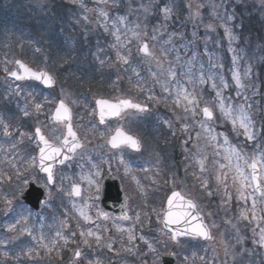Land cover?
Here are the masks:
<instances>
[{
    "label": "rangeland",
    "instance_id": "1",
    "mask_svg": "<svg viewBox=\"0 0 264 264\" xmlns=\"http://www.w3.org/2000/svg\"><path fill=\"white\" fill-rule=\"evenodd\" d=\"M94 1L76 0L75 5L68 8L73 9L74 19H76L73 25L67 28L74 36V44L65 45V49L54 47V45L49 49L44 46L46 44L45 37H54L55 21L58 20L54 14L61 17L62 13L58 10V5L63 0H0L1 108L6 101L13 102L18 93L19 85L7 79L8 73L4 69L8 68L11 71L13 63L18 59L16 55L23 54L21 42H28L32 51L34 50L33 55L38 63V67L34 69L36 71L44 70L56 77V87L52 92L58 95L59 100L64 99L69 106H73L74 97L83 98L90 95L114 99L117 102L122 99L131 100L126 79L118 77V74L121 73L120 67H124V63L114 72L116 74L113 76H117L114 79V84L104 86L96 91L88 84L91 83L89 80L79 79L68 86L70 77L68 80H66L67 77L65 79L64 70L67 68L77 67L83 70L87 64L88 68L93 66L90 64L92 62H86L87 57L83 54L84 48L80 44H91L99 40L102 45L112 44L113 41L116 44H122L128 53H132L131 56L137 57V68H142V71L148 76V82L143 85L145 86L143 97L144 99L149 98V107L139 102L136 103L145 106L149 112L134 113L125 110L123 117L115 123V127H122L141 141L140 152L130 156V159L134 162H143L144 165L149 163L151 173L157 172V169L153 167H162L163 176L166 174V195L177 190L194 199L205 223L210 226L214 239L204 245H196L197 251L193 249L192 252L185 253L189 249L185 243L174 245L168 236L159 235L157 238L165 248L159 245L157 246L159 250L156 249V252L153 253L140 240L141 236H147L151 224L143 234L141 225L134 230L131 226V215L133 214L130 210L131 204L127 208L129 213L127 222H118L113 218L100 222L97 215L98 206L95 204L97 198L91 196V193L97 190L93 178L96 177L99 180L103 178L105 172L110 171V166L109 164L102 165L104 170H96L92 177L80 172L79 163L84 158L86 161L93 157L107 160V157L121 159L127 155L125 151L112 155L106 146L107 136L100 135L94 148L84 146L69 165L55 173L53 187H48L46 182H43L35 171L31 170L20 177L17 185L12 187L0 185V264H37L34 258L27 259L29 251L21 254L23 247L20 242L28 244L34 241L39 244L40 249L44 248V236H40L38 232L33 233L32 226H27V222L33 223L35 230L40 231L38 224L46 216H54L58 227L60 235L58 236L57 232L53 237L60 240L66 235L68 237L67 243L64 240V244L59 243L56 251L57 257H53L57 261L52 264H89V262L91 264H97V262L99 264H160L159 255L168 247H172V250L179 255L178 264H264V261L258 262L254 256L255 253L264 256V248L253 242L259 238V229L264 227V197L257 198L252 188L246 187L244 190L246 198L238 199L237 185L232 179L234 173L228 172L227 167L219 168L220 164H227V161L224 160V150L228 146L237 147L242 154H246L248 157L255 154L258 158V168L259 163H264V4H261V0H124L122 5L120 3L112 4L113 0H108L106 4H98L103 5V10L108 13V18L105 19L99 15V10L102 7L96 6ZM145 6L150 8L148 13L143 11ZM165 6L172 9L167 20L164 19V15L160 11ZM61 9L66 10L63 3ZM196 12L199 15L193 17L192 14ZM78 13H82V15H76ZM229 16L232 17L231 20L228 19ZM119 17L125 18L124 23L118 22ZM136 24H140L142 39L148 43L149 50L163 62L164 69L171 67L175 71L174 77H168L166 72L164 75H160L156 61L148 62L143 55L139 54V42L130 31L135 28ZM209 25L212 27L209 28ZM225 28L234 38L230 39L225 34ZM144 32L147 33L146 36L143 35ZM21 33L24 35L20 36ZM114 33H118L119 41ZM173 33L175 35H172ZM154 34L156 40L151 38ZM24 38L26 40L22 41ZM57 39L55 37V46L58 44ZM36 47H40V51ZM96 54H100V50H97ZM51 55L64 60L59 66L62 69L60 77L55 71L48 70L49 56ZM87 67L84 68V72L88 70ZM248 69L250 72L245 77V72ZM233 73L241 77L245 84L244 88L236 87ZM74 74L76 73L71 76ZM90 75L91 73H88V76ZM221 77L227 84L226 88L221 83ZM201 78H203V83L200 82ZM164 80L168 82V91H165L162 86ZM214 83L216 84L215 89L212 87ZM21 86L32 85L22 84ZM143 86L140 89H143ZM65 87L73 90L70 92ZM178 88H184L188 93L195 92L199 100V108L204 107L206 102L213 107L214 119L208 123L214 130V134H217V140L214 142L215 147L208 146L204 149L207 158L204 160L205 171L203 172L200 170L197 160L202 157V154L198 152V146L203 147L205 142L202 139L197 140V133L205 135L199 126L204 118L199 108L196 109L195 116L191 112H185L184 104L186 102L177 106L175 101ZM217 91L221 92L224 101L228 104H251L253 106L255 140L247 141L243 135H237L230 122L222 117L215 107ZM164 105H166V113L163 110ZM155 113H161L166 117V123L163 122V126L167 127L171 134L174 133L172 135H176L178 141L173 144L171 138L167 137V147L162 152L167 151L168 153L163 159L155 151L148 132L149 120ZM94 117V115L91 117L90 124L96 130L99 126L96 124V117ZM184 124L188 125L187 131L182 128ZM220 133L224 135H218ZM10 136L11 134L4 135L6 140ZM225 136L228 139V145L224 144ZM180 154L181 165L179 164ZM8 157L9 154L3 157V162L9 165L12 164V160H8ZM2 171L0 168V172ZM146 171L144 177L148 179L149 170L146 169ZM245 171L249 174L248 168H245ZM97 172L100 174L96 175ZM218 172L222 176L224 173H228L225 180L227 189L218 184L216 179ZM154 176L147 180L151 181L152 185L156 184L157 176ZM89 179L92 180L91 184L88 182ZM29 180H33L34 184L41 188L48 197L47 203L36 214L28 212L17 203L19 196L27 188ZM205 181L207 182L206 188L202 187ZM0 182H6L3 181L1 173ZM74 184L82 188L81 196L77 200H73L70 196V189ZM4 187H7V191L4 190ZM261 188L264 190V179H261ZM209 193L211 194L209 195ZM158 199L154 200L152 204L157 212L161 210L163 203L162 199ZM253 200L256 201L257 220L255 221L251 219ZM57 202L69 207L57 204ZM240 204L247 208H242L241 212L245 211L248 214V220L241 219L239 214L233 219L230 218V213H235L232 209L237 207L235 210L238 211ZM81 210L86 211L91 217L90 222H86L79 215ZM67 211L70 212L69 218L71 217L82 224L83 231L87 232L90 229L93 233L101 236L99 244L93 236L89 238L90 245H85L82 243L80 233H75L73 230L68 231L69 228L65 226L67 223L61 222L57 218L61 216L62 220H65ZM152 214L158 221L154 212ZM14 216L19 219L14 224L7 221L8 218ZM226 221H230V223H226ZM213 224L216 227H211ZM12 225H15V228L9 230ZM118 227L132 231L136 237L132 244L128 242V232L117 231ZM73 233L75 236L72 235ZM145 239L147 240V237ZM237 239H240L241 242L237 243ZM73 240L75 242H72ZM222 240L235 246L229 249L228 255H225ZM147 241L149 242V240ZM109 243L112 245L111 250L107 247ZM128 248H132L133 251H126ZM77 249L81 251L82 258L73 261L71 255ZM202 250L203 252L199 254L198 251ZM24 257L25 259H23ZM186 257L187 259H185ZM39 264L44 263L39 260Z\"/></svg>",
    "mask_w": 264,
    "mask_h": 264
},
{
    "label": "snow or ice",
    "instance_id": "2",
    "mask_svg": "<svg viewBox=\"0 0 264 264\" xmlns=\"http://www.w3.org/2000/svg\"><path fill=\"white\" fill-rule=\"evenodd\" d=\"M98 4H106L108 0H97ZM261 4H264V0H261ZM143 11L148 13L150 8L145 6L143 7ZM160 11L164 15V19H169L172 9L165 6L164 8L160 9ZM99 15L104 17L105 19L108 18L107 11L100 9ZM193 17L198 16L199 13H193ZM87 19V17H85ZM124 17H119L118 22L124 23ZM229 20L232 19L231 16L228 17ZM209 28L212 26L209 25ZM140 24H136L135 28L130 29L132 31L133 36L139 42V52L143 54L148 62L153 60L156 61L157 67L160 69V75H164L165 72L167 73L168 77H174L176 75L175 71L169 67L168 69H164L163 62L155 56L153 52L149 50V45L146 41L142 39V34L140 31ZM107 31V28L105 29ZM156 30L154 29V32ZM225 34L229 36V38H234L229 33L228 29L225 28ZM116 35L117 41L120 40L118 33H114ZM144 36L147 35L146 32L143 33ZM172 35H175L174 33ZM152 40H156V35H152ZM163 55V52H162ZM117 59L124 64H127L128 58L121 55L117 52ZM177 59H179L177 57ZM235 62V57H234ZM103 63V62H102ZM15 64L19 71L12 70L9 71L8 68H5L4 71L8 73L11 77L16 80H24V79H34L41 81L45 86L52 87L55 84V78L48 72L45 71H35L27 64H25L22 60H15ZM248 69L245 72V77H247ZM154 75H156L154 73ZM233 79L236 82V87L244 88L245 84L242 82L241 77L233 73ZM201 83H203V78H201ZM221 83L226 88L227 84L224 83L223 78L221 77ZM163 88L165 91H168V82L164 80ZM212 87L215 89L216 84L214 83ZM151 98V97H150ZM217 103L215 107L219 110L222 117L230 122L232 125V129L237 135H243L247 141H253L256 139V132L254 131V112L252 110L251 104H239L233 105L228 104L224 101L221 92H216ZM182 102H186L184 104V111L191 112L193 116L196 115V109L199 108V100L195 92L188 93L184 88H178L177 91V99L175 103L177 106L181 105ZM75 103V101H73ZM42 105L40 103H34V109L37 113L41 111ZM132 108L138 111H147L145 106L140 104L133 103L131 100L122 99L116 103H113L107 99L97 98L95 100V114L98 117L99 124L104 125L107 119H111L113 117H119L121 112L125 109ZM199 111L202 113L204 120L200 122L199 126L202 129L205 135L202 136L200 132L197 133V140L200 141L201 139L205 142L203 147L198 146V152L202 154L201 159L197 160V163L200 165V170L203 172L205 171L204 167V160L207 158L204 149L208 146L215 147L214 142L217 140V134H214V130L211 128L208 121L214 119V111L213 107L210 106L207 102L205 106L199 108ZM28 110L27 108L24 109V115L27 116ZM51 120L54 121L56 124L62 125L64 128L63 138L61 139L60 136H57L55 140H49L42 132L40 127H36L35 129V139L38 141L40 147L38 149V154L33 160L30 162L29 166L35 164L38 160L40 170L47 175V182L48 184H52L54 180V171H53V162H60L59 160L61 156L64 159H67L68 156L65 155V150L67 153H75L78 149L83 147L81 143L76 128L79 125L73 124V111L72 108L68 105V103L64 99H60L56 103V107L54 112L51 115ZM0 125L3 127V133L5 136L10 135L9 132V125L6 122L0 121ZM182 128L187 131L188 125H182ZM109 135L106 140L107 145L111 149H122L124 147L130 148L135 151L141 150V141L139 138L131 135L130 133L126 132L122 127H116L114 130H109ZM24 133H21L23 136ZM100 135L103 137L105 133L101 132ZM218 135H224L220 133ZM31 139V137H30ZM224 144L228 145V139L224 137ZM219 155V153H217ZM224 160L227 161V164H220L219 168L223 169L225 167L228 168V172L234 173L232 176L234 184L237 185L236 190L238 192V199H245L244 190L246 187L255 186V190L260 193L262 197H264V190L261 189L260 181L264 179V163H259L258 169V158L255 154L252 157H248L246 154H242L237 147L228 146L224 150ZM250 161V162H249ZM123 163V160H121ZM245 168L251 170V175L245 171ZM100 173L97 172L96 175ZM228 173H224L223 176L217 173L216 179L218 184H221L227 189V185L225 180L227 178ZM89 184L92 183V180H88ZM202 187H207V182L205 181ZM80 188L78 185H73L70 195L79 196L80 195ZM211 193H209L210 195ZM227 194V193H226ZM230 199V196H229ZM154 214L158 218V223L163 225V228L166 230V234L168 238L173 243H179L178 237L180 236H191L194 238H200L205 241H212L214 237L211 234L210 226L205 224L202 220L201 213L199 211V206L197 202L185 196L181 191L173 190L171 194L167 197L165 205L161 208L160 211L153 210ZM251 219L253 221L257 220L256 215V201L253 200ZM79 215L86 221L90 222L91 217L87 214L86 211L81 210ZM97 215L102 217L103 219H108V214L105 212H98ZM123 219L127 220L129 217L125 214ZM240 218L243 220H248L249 216L245 211L240 213ZM140 216L139 213L136 216V221L139 222ZM226 223H230V221H226ZM173 225L177 226L175 229L172 227ZM67 227V225H65ZM211 227H216L215 224L211 225ZM235 227V225H233ZM15 225L10 226L9 230H13ZM117 231H127L128 232V242L132 244V242L136 239L135 235L132 234L130 229L124 230L117 228ZM57 235L59 236L60 233L58 232ZM75 236V233L72 234ZM95 237V241L97 244L101 241V236L99 234L93 233L90 229L85 232L83 230L80 231V237L82 243L85 245H90V237ZM258 240H254V243L259 244L261 248H264V227L259 229L258 233ZM140 240L143 241L150 252L155 253L156 249L153 247L151 243H149L143 236L140 237ZM64 242L67 243V239H64ZM240 239H237V243H240ZM53 243H55L53 241ZM221 243L224 245L225 255H228L229 249L234 248V245L227 244L226 241L222 240ZM109 250H111L112 245L109 243L107 245ZM128 252H132V248L126 249ZM75 257L79 259L81 257V251L77 249L74 253ZM171 255V253H169ZM187 259V257L185 258ZM203 259V258H201ZM235 259V256H233ZM91 264V262H89ZM99 264V262H97Z\"/></svg>",
    "mask_w": 264,
    "mask_h": 264
},
{
    "label": "flooded vegetation",
    "instance_id": "3",
    "mask_svg": "<svg viewBox=\"0 0 264 264\" xmlns=\"http://www.w3.org/2000/svg\"><path fill=\"white\" fill-rule=\"evenodd\" d=\"M18 85L19 86L17 87L18 93L16 94V99L13 102L6 101L5 104L2 105V108L0 106V121L6 122L9 125V132L11 133L10 138L6 140V137H4L3 133V127L2 125H0V159L3 169H5L2 172H4V174H6L7 172L13 174L15 176V185H17L20 177L24 173L30 172L29 170L33 172L35 171L38 177L43 180V182H46V178L40 174L38 160L35 164H32V166L29 165L33 158L37 156L38 149L40 147L38 141L35 139L36 127H40L43 134L49 140H55L57 136H60L61 139L63 138V126L54 124L51 120V115L55 110L56 103L59 101V97L52 92L54 88L48 90L38 86H21L22 83L21 85ZM65 88L70 92L73 90L67 87ZM18 95L19 97L17 98ZM1 98L2 97H0V100ZM80 99L85 100L88 99V97H74L75 103L73 104V106H70L72 110H74L75 107L79 106ZM37 102L42 105L41 111L39 113H37L34 109V103ZM81 105L85 109V113H80L79 118L77 120H74L73 124L79 125V127L76 128V131L81 143L83 144V147L86 146L94 148L100 137V134L98 136H94L90 133V121L93 115L96 117H94L96 119V124L100 126L99 131L105 132L104 136H107L108 138V135L110 134L109 130H114L116 128L115 123L120 120V118H122L126 112L124 111L116 120L106 121L104 125H101L99 124L98 117L95 114L94 102L93 108H91L92 104L89 102H82ZM25 108H27L29 113L27 116L24 115ZM21 133H24V135L21 136ZM106 146L108 151L112 155L121 153V151H125L127 155H125L126 157H122L121 159L107 157V160H105V158L104 160H99L98 158L93 157L90 160L86 161V159L84 158V160L79 163L80 172L86 176L92 177L93 172H95L96 170H104L102 165L109 164L110 166V171H106V174L103 178H101L100 180L96 177L93 178V180L96 182L95 184L97 186V190L93 191L91 193V196L97 198L95 203L96 206H100L102 200H104V203L109 201L113 202L116 205L119 203L118 200L123 201L122 197H124L126 199L127 208H129V205L131 204V208H134L135 206L138 208L137 212L141 210L139 214H141V212L142 214L139 215V222L141 223L142 232H145V230L147 231L151 224L149 234L152 235L151 241L153 242V245L155 246V248H157V246L159 245L165 248L163 243L160 242L157 237H159V235L165 236L166 233L161 230L160 223L158 225V221L154 219L155 216L150 215V212L148 210V207L151 206L153 204V201L157 200V198H159L160 200L162 199L163 203L167 199L164 177L159 175L160 179L156 184H154V187L150 186V181H147L149 180L150 176L148 177V179L147 177L145 178L143 176L145 172H138L135 176V169L132 165V160L130 159L132 153L129 150H127L125 147L122 149L111 150L108 147L107 143ZM7 154H9L8 160L11 159L12 164L8 165L7 163L3 162V157H5ZM62 157L63 156H61L59 160H61ZM75 157L76 155L73 157V159ZM121 160H123V163L121 162ZM56 163L57 162H53L54 176L56 172H60L62 168L70 164V162H67L63 163L61 166H57ZM14 165L15 167H13ZM107 180L108 182H106ZM28 182L30 183L34 181L29 180ZM115 184L120 185L122 195H120L119 193V187H116ZM103 185L105 188L102 194L101 189ZM79 187L81 190V196L82 188L81 186ZM70 196L73 200H77L80 198V196L78 198H74L73 195ZM144 208H146V211L144 210ZM132 212L134 214V209H132ZM133 214L131 215V218L134 219L137 215L135 216ZM108 218H113L114 220H116L112 215L108 216ZM98 219H100V217ZM65 222L67 223L69 232L72 231L73 228L79 230V232L82 230L81 223H75L72 225L69 218L66 219ZM131 226L133 228L136 227L135 221H133ZM65 238H68L67 235L65 236ZM194 244H197V241H194ZM197 259H199V257Z\"/></svg>",
    "mask_w": 264,
    "mask_h": 264
},
{
    "label": "trees",
    "instance_id": "4",
    "mask_svg": "<svg viewBox=\"0 0 264 264\" xmlns=\"http://www.w3.org/2000/svg\"><path fill=\"white\" fill-rule=\"evenodd\" d=\"M60 1H62V0H60ZM63 2L69 3L71 6H73L76 3V0H63ZM62 3L60 2V5H58V10H60V12L62 13V15H61L62 18L54 14V16L58 18V20L55 21L54 37L53 38L45 37L46 38V40H45L46 44L44 46L49 47V49H51V47H53V45H54V47H58L60 49H65L66 48L65 45L74 44L73 43L74 36L67 29L69 26L73 25V23L76 21V19H74V12H73V9H68V8H70L69 5H67V7H66V5L64 3H63V6L65 7L66 10L63 11L61 9ZM25 34H26V30H25ZM23 35H24V33L20 34V36H23ZM39 36L44 37L41 35H39ZM32 37H38V36H32ZM55 37L58 38L57 39V42H58L57 46H55V43H54ZM29 39H31V38H29ZM23 40H26V38L22 39V41ZM61 40L63 42L62 44L59 43ZM52 41H53V44H51ZM22 47L31 48V46L28 45V43H23ZM94 47H95V45L93 44L90 48H94ZM118 47H119V45H117V46L115 45V48H118ZM36 48L40 51V49H39L40 47L39 48L36 47ZM120 49H122V47L118 48V51ZM85 54H87V53L85 52ZM133 58H134V60H136L135 56ZM63 61L64 60H62L60 58L57 59V62L62 63ZM109 62L111 63L110 59H109ZM85 75H87V74L85 73L84 76ZM127 79H128L129 86L133 85V86L141 87V86L145 85L146 82H148V76L145 75V73L142 71V68L140 70H135V71L129 72V77H127ZM109 82L114 84V79L110 77ZM143 87L145 88V86H143ZM165 135H166L165 133L161 132V133L157 134L156 137H159L162 142H165V138H163Z\"/></svg>",
    "mask_w": 264,
    "mask_h": 264
},
{
    "label": "water",
    "instance_id": "5",
    "mask_svg": "<svg viewBox=\"0 0 264 264\" xmlns=\"http://www.w3.org/2000/svg\"><path fill=\"white\" fill-rule=\"evenodd\" d=\"M25 80H33V81L39 83L41 86L47 87V86H45L41 81H38V80H34V79H25ZM52 87H53V86H52ZM68 154H70V153H67V151L65 150V155L68 156ZM61 159H64V157H62ZM30 194H34V195H36L35 203H37V205H36V206H35V205H32V207L35 208V209H38V207H39V206L41 205V203H42V202L39 203V201L41 200L40 194H39L36 190H34V189H31V190L29 191L28 197H29ZM28 200H30V199H28ZM38 203H39V204H38ZM121 208H122V206L120 207V209H121ZM110 211H112V212H114V213H118L117 211H113V210H110ZM120 215H121V214H120ZM172 227L175 229L177 226L173 225ZM188 237H191V236H188ZM170 260H171V259H169L167 262H165V264H170Z\"/></svg>",
    "mask_w": 264,
    "mask_h": 264
}]
</instances>
